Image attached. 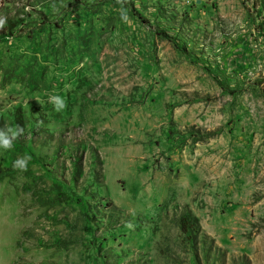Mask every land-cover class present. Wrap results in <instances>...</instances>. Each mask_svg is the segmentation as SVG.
<instances>
[{
	"label": "rangeland",
	"instance_id": "1",
	"mask_svg": "<svg viewBox=\"0 0 264 264\" xmlns=\"http://www.w3.org/2000/svg\"><path fill=\"white\" fill-rule=\"evenodd\" d=\"M120 7L0 0V264H264V0Z\"/></svg>",
	"mask_w": 264,
	"mask_h": 264
},
{
	"label": "clouds",
	"instance_id": "2",
	"mask_svg": "<svg viewBox=\"0 0 264 264\" xmlns=\"http://www.w3.org/2000/svg\"><path fill=\"white\" fill-rule=\"evenodd\" d=\"M117 2L121 4L119 9L121 19L126 22L129 19L128 10L124 7L127 0H117ZM4 23V19H0V28L4 26ZM49 101L53 104L56 112H61L67 107L65 100L59 95L50 96ZM21 135H23V129L19 125H6L4 128H0V149L5 151L11 150L14 142L19 139ZM30 159L31 157L27 155L17 158L13 163V168L21 172L27 171L28 161ZM127 227L131 228L133 226L128 224Z\"/></svg>",
	"mask_w": 264,
	"mask_h": 264
},
{
	"label": "trees",
	"instance_id": "3",
	"mask_svg": "<svg viewBox=\"0 0 264 264\" xmlns=\"http://www.w3.org/2000/svg\"><path fill=\"white\" fill-rule=\"evenodd\" d=\"M5 30L0 28V35L4 33ZM177 225L182 234L194 235L198 230V225L194 218L190 217L186 213H182L177 218Z\"/></svg>",
	"mask_w": 264,
	"mask_h": 264
}]
</instances>
